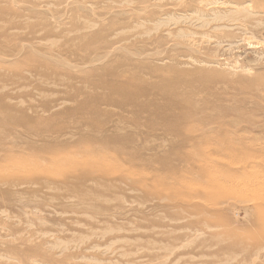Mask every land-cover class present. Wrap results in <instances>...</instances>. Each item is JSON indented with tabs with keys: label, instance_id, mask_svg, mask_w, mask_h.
<instances>
[{
	"label": "rangeland",
	"instance_id": "obj_1",
	"mask_svg": "<svg viewBox=\"0 0 264 264\" xmlns=\"http://www.w3.org/2000/svg\"><path fill=\"white\" fill-rule=\"evenodd\" d=\"M261 200L264 0H0V264H264Z\"/></svg>",
	"mask_w": 264,
	"mask_h": 264
},
{
	"label": "bare ground",
	"instance_id": "obj_2",
	"mask_svg": "<svg viewBox=\"0 0 264 264\" xmlns=\"http://www.w3.org/2000/svg\"><path fill=\"white\" fill-rule=\"evenodd\" d=\"M245 89V88H244ZM239 165V164H238ZM254 167V166H253ZM256 167V166H255ZM260 167V166H259ZM250 170V169H249ZM252 173V172H251ZM252 176V175H251ZM256 180V179H255ZM252 182V181H251ZM259 182V181H258ZM257 182V183H258ZM248 183V182H247ZM249 184H250V181H249ZM261 184V183H260ZM253 184H251V186H252ZM250 186V187H251ZM256 186H260L259 184L258 185H256ZM255 187V186H254ZM223 188V187H222ZM211 189H212V187H211ZM210 189V190H211ZM212 191V190H211ZM257 209L259 210V214H261L263 217H264V201L263 200H261V202L260 203H257Z\"/></svg>",
	"mask_w": 264,
	"mask_h": 264
}]
</instances>
